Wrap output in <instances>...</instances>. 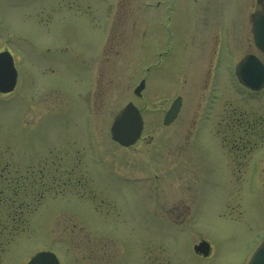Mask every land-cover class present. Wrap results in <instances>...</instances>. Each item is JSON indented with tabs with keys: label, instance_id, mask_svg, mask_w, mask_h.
<instances>
[{
	"label": "rangeland",
	"instance_id": "rangeland-1",
	"mask_svg": "<svg viewBox=\"0 0 264 264\" xmlns=\"http://www.w3.org/2000/svg\"><path fill=\"white\" fill-rule=\"evenodd\" d=\"M197 3L0 0V52L17 72L0 95V264L39 252L59 264L248 262L264 240V91L233 71L248 53L264 65L250 34L258 4ZM128 103L144 129L123 149L109 129ZM239 122L257 133L242 159L221 145L240 138L228 134ZM201 242L208 258L193 252Z\"/></svg>",
	"mask_w": 264,
	"mask_h": 264
},
{
	"label": "water",
	"instance_id": "water-1",
	"mask_svg": "<svg viewBox=\"0 0 264 264\" xmlns=\"http://www.w3.org/2000/svg\"><path fill=\"white\" fill-rule=\"evenodd\" d=\"M260 10L251 15V34L255 48L264 54V0H257ZM234 75L240 85L252 91L259 92L264 88V66L253 55L244 57L234 69ZM17 81V73L13 66L11 56L7 52L0 53V94L6 95L13 92ZM144 88L141 82L134 90L136 96ZM181 107V100L176 99L170 106L163 119V126H169L177 117ZM143 120L139 111L127 104L114 118L110 127V136L113 142L123 148L133 146L141 137ZM196 255L206 258L210 248L206 242H201L193 247ZM27 264H59L56 257L49 252L35 254ZM247 264H264V241L253 253Z\"/></svg>",
	"mask_w": 264,
	"mask_h": 264
},
{
	"label": "flooded vegetation",
	"instance_id": "flooded-vegetation-1",
	"mask_svg": "<svg viewBox=\"0 0 264 264\" xmlns=\"http://www.w3.org/2000/svg\"><path fill=\"white\" fill-rule=\"evenodd\" d=\"M194 2H195V12L197 13V8H198V0H193ZM261 2H262V0H261ZM260 9V5L258 4V10ZM196 15V14H195ZM250 34H251V28H250ZM224 35H225V31L223 32V34H221V31H219L218 30V32H217V34L215 35V46H216V48H215V54H214V59L215 60H217V58H218V56L222 53V51H224V49H225V46H227V45H225V42H224ZM221 44V45H220ZM251 44H252V46H254V44H253V38H252V36H251ZM255 48V47H254ZM256 49V48H255ZM256 51L261 55V56H263L264 57V54H262L260 51H258L257 49H256ZM248 55H251L250 53H248V54H246L245 56H248ZM244 56V57H245ZM253 56H255V55H253ZM244 57H242V58H244ZM256 57V56H255ZM241 58V59H242ZM257 58V57H256ZM240 59V60H241ZM260 62H261V60L259 59V58H257ZM239 60V61H240ZM219 71V69L218 68H216L215 69V72H218ZM148 73V72H147ZM214 76H212V77H215V74H213ZM179 115H180V111H179V113H178V115H177V117H176V119H175V121L177 120V118L179 117ZM174 121V122H175ZM239 121H240V119H239ZM173 122V123H174ZM172 123V124H173ZM171 124V125H172ZM171 125H169L168 127H170ZM196 125V124H195ZM231 125V122L228 124V126H230ZM195 127V126H194ZM232 129L233 130H240L241 132H242V134H241V136H240V138L239 139H234V140H227V135L226 134H223V139H222V143H221V141H220V143H221V145L223 144V145H226V146H229L230 145V148H229V152H231L232 153V155L234 154V156H235V158L236 159H242L243 157H245L244 155H241V153L242 152H245V151H247V144L248 143H250V140L248 139V137H250V136H252V134H255V135H257V133L256 132H254V127L253 126H251V125H249V124H244V123H241V122H239V124L237 125V124H235L232 128H229V130H228V134H230L231 135V133H232ZM232 142V144H230ZM222 145V146H223ZM239 163V162H238ZM183 208V207H182ZM176 210H181V208L180 209H178V208H173V209H171L170 211L171 212H174L175 213V211ZM184 210H188L187 208H184ZM174 213H169V210H166V215L167 216H171L172 214H174ZM180 219V217L179 216H176V219H173V218H171V219H167V220H165V222L167 221V222H169V223H172V224H177V221ZM166 222V223H167Z\"/></svg>",
	"mask_w": 264,
	"mask_h": 264
},
{
	"label": "trees",
	"instance_id": "trees-1",
	"mask_svg": "<svg viewBox=\"0 0 264 264\" xmlns=\"http://www.w3.org/2000/svg\"><path fill=\"white\" fill-rule=\"evenodd\" d=\"M20 188V187H19ZM18 186L16 185V184H12V185H10V189H11V193H17V191H18ZM16 189V190H15ZM39 201V200H38ZM2 227V229L4 228V225H2L1 226Z\"/></svg>",
	"mask_w": 264,
	"mask_h": 264
}]
</instances>
